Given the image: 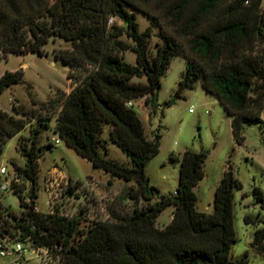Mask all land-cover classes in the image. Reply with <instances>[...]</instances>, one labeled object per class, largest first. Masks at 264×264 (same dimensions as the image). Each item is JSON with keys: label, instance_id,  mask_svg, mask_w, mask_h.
<instances>
[{"label": "trees", "instance_id": "trees-1", "mask_svg": "<svg viewBox=\"0 0 264 264\" xmlns=\"http://www.w3.org/2000/svg\"><path fill=\"white\" fill-rule=\"evenodd\" d=\"M129 7L165 22L173 31L162 35L164 42L153 54L149 50L152 26L140 30ZM111 16L125 24L132 44L121 38L122 26L109 23ZM51 37L71 44L70 49L55 53L69 65L70 90L58 99L54 132L93 167L132 181L123 188L124 196L147 204L134 206L130 215L114 221L94 220L86 227L80 226L82 214L65 217L34 211L38 160L53 145L48 137L42 143L40 135L49 128L44 121L52 115L40 116L16 102L13 109L19 116L0 109V153L7 139L32 119L39 124L30 129L28 142L18 144L25 163H14V170L30 181V197L26 202L20 186L14 188L21 211L9 213L6 231L10 226L23 236L59 248L62 264H247L246 252L240 259L230 258L236 240L233 189L240 187L230 165L214 190L211 212L197 209L194 190L204 176L205 150H184L176 189L160 194L146 174L147 163L159 151V134L148 137L127 102L144 97V103L154 109L171 58L181 56L187 63L175 97H182V91L193 88L200 78L203 89L216 97L231 118L235 142L242 144L244 124L258 120L264 107V46H259L264 43L263 0L249 4L244 0H0V53L4 56L42 55ZM126 50L135 54L134 63L124 60ZM142 77L144 82L133 81ZM21 82L22 70L5 71L0 75V93ZM55 102L49 99L40 109L46 111ZM174 102L172 97L164 104ZM107 125V136L101 140ZM107 139L119 147L127 162L102 154V149L108 151ZM171 159L178 157L172 154ZM170 205L174 206L171 221L157 226V216ZM251 244L264 255V228L255 230Z\"/></svg>", "mask_w": 264, "mask_h": 264}, {"label": "rangeland", "instance_id": "rangeland-1", "mask_svg": "<svg viewBox=\"0 0 264 264\" xmlns=\"http://www.w3.org/2000/svg\"><path fill=\"white\" fill-rule=\"evenodd\" d=\"M264 4V0H263ZM136 13L140 30L148 25L152 26L149 39V50L153 54L156 46L164 42L162 35L173 31L161 20L148 16L141 10L129 7ZM109 23L122 26L124 33L121 38L132 44L126 34L125 24L117 17L111 16ZM261 48L264 43L259 45ZM44 54L34 52L21 54L10 53L4 56L0 53V75L5 71L20 69L23 71V82L14 83L0 93V109L16 115L13 103L19 102L27 108L37 110L40 116H51L48 129L43 130L40 141L47 143L48 139L56 137L53 124L59 109L58 99L63 92H67L70 84L67 74L69 65L59 56V50L70 49L71 44L58 37H51L43 45ZM124 60L135 62V54L124 51ZM187 61L181 56H173L165 74L161 78V85L157 93L155 108L144 103V99L133 101V107L143 121L144 131L148 137L159 134V151L146 165L149 182L156 186L160 194L172 193L178 184L180 158L184 150H205L208 152L203 162L204 176L195 187L197 196L196 206L202 211H211L214 190L224 170L230 165L240 187L233 189V221L236 240L231 245L230 258L240 259L247 253V264H263L264 255L252 246L254 232L257 228H264V107L258 120L244 124L242 144L235 142L231 131V118L214 95L205 91L201 79L195 80L193 88H185L182 97H175L178 81L182 78ZM77 73V71H74ZM74 73V74H75ZM133 81L144 82V77L134 78ZM175 98L171 106L164 102ZM56 102L47 108L40 109L41 104H47L49 99ZM39 121L32 119L20 132L9 137L0 153V166L7 170L0 175V182L9 179L14 173V163L24 165L25 157L19 149V142H28L30 129L38 126ZM107 136V126L100 133L101 140ZM102 154L127 162L128 158L112 142H108V151ZM106 153V155L104 154ZM174 154L177 160L171 159ZM38 190L35 198L37 208L46 213L49 198L46 182L58 173L78 182L80 186L74 202L70 204V213L82 211L80 226H88L94 220L114 221L117 217L130 215L134 206L142 207L147 201L135 202L124 196L122 186L126 184L122 179L115 178L111 185L110 175L78 155L73 148L63 141L58 146L47 147L38 160ZM46 181V182H45ZM133 182H128L130 185ZM20 188L25 198H29L30 181L20 177ZM77 197L81 198L77 201ZM258 197L262 199L259 200ZM79 202V203H78ZM0 204L11 214H19L21 207L18 195L10 190H0ZM172 207L166 208L157 217V225H165L169 221ZM248 218V221L245 220ZM2 262L0 258V263Z\"/></svg>", "mask_w": 264, "mask_h": 264}, {"label": "built area", "instance_id": "built-area-1", "mask_svg": "<svg viewBox=\"0 0 264 264\" xmlns=\"http://www.w3.org/2000/svg\"><path fill=\"white\" fill-rule=\"evenodd\" d=\"M250 0H244V4H249ZM127 105L131 106L132 101H128ZM63 141L60 137L54 138L52 144L58 146ZM55 171L57 175H53L50 180L46 182V190L49 195L47 202L49 210L44 214H58L65 217H73L81 215L83 212L70 213L69 207L76 193L79 191L81 184L71 180L62 175L61 172ZM7 172L4 166H0V175H5ZM20 185V177L14 170L11 178H5L0 182V190L4 191ZM29 202V198H24ZM74 199V200H73ZM77 201L81 198L77 197ZM79 203V202H78ZM34 211L40 212L37 205L34 206ZM9 211L4 207H0V264H62V256L59 248L48 246L32 239L30 235L23 236L20 230H12L6 224V220L10 219ZM42 213V212H40ZM18 215V214H17Z\"/></svg>", "mask_w": 264, "mask_h": 264}, {"label": "crops", "instance_id": "crops-1", "mask_svg": "<svg viewBox=\"0 0 264 264\" xmlns=\"http://www.w3.org/2000/svg\"><path fill=\"white\" fill-rule=\"evenodd\" d=\"M70 83V82H69ZM69 87H68V90H67V92H65V93H68L69 92V90H70V84L68 85ZM142 99H144V97H141ZM132 106H134L133 105V101H132ZM138 114V113H137ZM15 116H19L18 114H16ZM139 116V115H138ZM143 122V121H142ZM110 127V125H107V130H108V128ZM53 131H54V124H53ZM54 134L56 135V137L55 138H57V137H59L58 136V134L56 133V132H54ZM48 137V136H47ZM108 142H109V140L107 139V142H106V147L108 148ZM40 158V157H39ZM106 173V172H105ZM108 175H110L109 173H107ZM115 178H117V177H112L111 175H110V179H111V183L109 184V185H111V188H112V183H113V180L115 179ZM126 185H128L127 183L126 184H124V185H122V186H126ZM197 186V185H196ZM195 186V187H196ZM194 190H195V188H194ZM168 207H172V209H171V215H170V217H169V221H168V223L171 221V218H172V213H173V211H174V206L173 205H170V206H168ZM168 207H166V208H168ZM197 207V206H196ZM165 208V209H166ZM164 209V210H165ZM197 209H198V207H197ZM163 210V211H164ZM199 210V209H198ZM212 210H213V204H212ZM211 210V211H212ZM162 211V212H163ZM202 211V210H201ZM211 211H208V212H211ZM206 212V211H205ZM159 216V215H158ZM157 216V217H158ZM156 220H157V218H156ZM167 223V224H168ZM156 224H157V222H156ZM167 224H165V225H167ZM165 225H161V226H159V225H157V226H159V227H163V226H165Z\"/></svg>", "mask_w": 264, "mask_h": 264}]
</instances>
